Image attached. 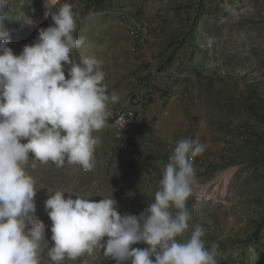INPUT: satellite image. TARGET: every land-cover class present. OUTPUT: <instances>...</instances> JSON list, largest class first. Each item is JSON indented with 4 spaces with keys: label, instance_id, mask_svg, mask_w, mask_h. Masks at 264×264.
Instances as JSON below:
<instances>
[{
    "label": "rangeland",
    "instance_id": "rangeland-1",
    "mask_svg": "<svg viewBox=\"0 0 264 264\" xmlns=\"http://www.w3.org/2000/svg\"><path fill=\"white\" fill-rule=\"evenodd\" d=\"M56 2L72 5L74 35L83 40L77 59L94 57L104 74L113 65L136 82L144 104L128 99L141 107L142 123L133 136L134 128L119 136L110 121L117 110L129 108L107 111L105 126L93 133L90 170L32 158L25 165L37 190L32 220L45 224L41 264H51L46 253L54 244L44 207L49 192L95 202L112 197L122 216H139L154 199L176 143L187 138L207 147L193 162L191 220L178 239L186 241L201 224L205 246H218L219 264H264V230L257 234L264 227V0ZM52 11L50 0H12L4 29L14 54L53 23ZM105 78L101 86L111 95ZM146 122L152 124L148 131ZM63 264L117 262L96 246Z\"/></svg>",
    "mask_w": 264,
    "mask_h": 264
},
{
    "label": "clouds",
    "instance_id": "clouds-1",
    "mask_svg": "<svg viewBox=\"0 0 264 264\" xmlns=\"http://www.w3.org/2000/svg\"><path fill=\"white\" fill-rule=\"evenodd\" d=\"M50 2L53 23L40 28L17 55L4 29L12 0H0V264H41L45 224L32 220L37 190L25 170L29 159L90 170L97 145L93 133L105 126L108 102L119 100L101 86L105 74L99 61L74 55L83 40L74 35L72 5ZM206 147L198 138L176 143L154 199L139 216H122L112 197L95 202L65 198L68 191L49 192L44 207L54 244L47 247V259L63 264L99 246L117 264H219L218 246H205L201 224L186 241L178 239L191 220L193 162ZM138 243L147 247H132Z\"/></svg>",
    "mask_w": 264,
    "mask_h": 264
},
{
    "label": "crops",
    "instance_id": "crops-1",
    "mask_svg": "<svg viewBox=\"0 0 264 264\" xmlns=\"http://www.w3.org/2000/svg\"><path fill=\"white\" fill-rule=\"evenodd\" d=\"M115 66V65H114ZM113 65L109 66V70H107V72L105 73L106 76V83H107V87H108V91L112 94L118 95L119 96V100L118 102L112 103V102H108V106H107V111L112 110V109H121V108H135V110H137L138 112V126L137 128H134L131 133L133 136L135 134V130L138 129V127L140 126V117H139V111L141 110L140 105H133L130 106L128 99L129 98H136V100H134V103H139V104H144L143 100H142V96H143V92L140 91L139 88L136 87L135 85V81H133L132 79H129L127 77V75L125 74H120L119 72H116V70H114ZM111 87V88H110ZM136 96V97H135ZM107 119V118H106ZM112 118H110L111 121ZM106 124V123H105ZM148 124V126H146ZM107 126L109 127L110 131H111V127H110V122L107 124ZM146 128H144V130L148 131L151 129L152 124L146 122L145 123ZM112 133V131H111ZM126 140V139H125ZM124 140V141H125Z\"/></svg>",
    "mask_w": 264,
    "mask_h": 264
},
{
    "label": "bare ground",
    "instance_id": "bare-ground-1",
    "mask_svg": "<svg viewBox=\"0 0 264 264\" xmlns=\"http://www.w3.org/2000/svg\"><path fill=\"white\" fill-rule=\"evenodd\" d=\"M117 111L118 112H116L111 119V127L117 134H120L119 136L124 137L126 133H129L133 128H135L138 118V112L137 110H135V108H130L127 111ZM116 117L122 118L123 124L116 123Z\"/></svg>",
    "mask_w": 264,
    "mask_h": 264
},
{
    "label": "built area",
    "instance_id": "built-area-1",
    "mask_svg": "<svg viewBox=\"0 0 264 264\" xmlns=\"http://www.w3.org/2000/svg\"><path fill=\"white\" fill-rule=\"evenodd\" d=\"M116 123L118 124H123V119L122 118H119V117H116V120H115ZM127 128V127H126ZM124 133V132H123Z\"/></svg>",
    "mask_w": 264,
    "mask_h": 264
},
{
    "label": "trees",
    "instance_id": "trees-1",
    "mask_svg": "<svg viewBox=\"0 0 264 264\" xmlns=\"http://www.w3.org/2000/svg\"><path fill=\"white\" fill-rule=\"evenodd\" d=\"M262 230H264V227L261 225L259 231H257V234H259Z\"/></svg>",
    "mask_w": 264,
    "mask_h": 264
}]
</instances>
